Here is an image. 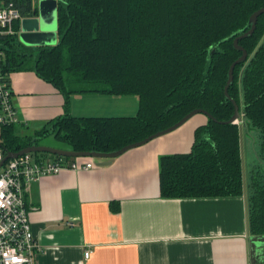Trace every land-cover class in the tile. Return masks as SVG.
<instances>
[{"label":"trees","instance_id":"trees-1","mask_svg":"<svg viewBox=\"0 0 264 264\" xmlns=\"http://www.w3.org/2000/svg\"><path fill=\"white\" fill-rule=\"evenodd\" d=\"M23 17L39 0H8ZM57 36L53 47H25L17 36L5 44L4 71L34 72L65 96L94 93L138 97V111L127 117H72L67 113L35 133L16 125L0 130L5 155L37 144L52 134L69 150L110 152L166 129L194 109L217 121L234 113L225 99L229 66L241 56L232 34L243 32L264 0H56ZM18 28V25L16 26ZM236 34V35H237ZM264 14L254 33L239 40L247 60L233 70L228 95L252 129L258 131L254 163L240 157L239 124L207 119L196 128L187 154L159 157L160 196L167 199H247L248 232L264 237ZM215 51L212 52V49ZM252 135V134H251ZM247 138V137H246ZM243 138V150L246 147ZM37 158L72 161L46 153ZM262 173V174H261ZM119 206L112 207L118 211Z\"/></svg>","mask_w":264,"mask_h":264},{"label":"crops","instance_id":"crops-1","mask_svg":"<svg viewBox=\"0 0 264 264\" xmlns=\"http://www.w3.org/2000/svg\"><path fill=\"white\" fill-rule=\"evenodd\" d=\"M10 82L18 132L32 138L66 113L127 117L138 111L134 95L74 93L66 103L61 91L30 71L11 73ZM206 123L196 114L105 165L86 158L94 162L92 169H66L28 185L25 206L40 246L35 263L264 264L247 237L243 197L160 196L159 157L189 153L196 128ZM116 203L119 209L113 211Z\"/></svg>","mask_w":264,"mask_h":264},{"label":"built area","instance_id":"built-area-1","mask_svg":"<svg viewBox=\"0 0 264 264\" xmlns=\"http://www.w3.org/2000/svg\"><path fill=\"white\" fill-rule=\"evenodd\" d=\"M24 18L11 1L0 0V130L20 124L13 103L10 75L4 71V41L18 38ZM3 157L0 148V162ZM94 166L91 159L73 158L68 162L61 158L39 159L32 153L9 159L0 166V264H36L35 256L40 246L31 232L25 188L43 176L56 175L66 169L89 170ZM89 255L90 250L84 251L85 259Z\"/></svg>","mask_w":264,"mask_h":264},{"label":"water","instance_id":"water-1","mask_svg":"<svg viewBox=\"0 0 264 264\" xmlns=\"http://www.w3.org/2000/svg\"><path fill=\"white\" fill-rule=\"evenodd\" d=\"M57 1L55 0H40L37 8L33 11L32 16L25 17L21 22V32L18 36V41L20 44L24 45L25 47H53L59 43V38L57 36ZM264 14V7L259 8L258 10L254 11L245 26V31L240 33H235L230 35L229 37L225 38L221 42L228 41L229 39L233 38V47L235 50L241 52V56H239L230 66L227 73V81L224 86V95L225 99L232 103L234 107L233 115L226 121H217L212 115L208 112L201 110V109H194L187 113L184 117H182L178 122L173 124L172 126L160 130L140 141L128 144L120 149L110 151V152H99L95 150L90 151H73V150H63V149H56L48 146H41L34 144L35 141L33 140L32 144L24 147L18 152H8L4 155L2 161L0 162V166L9 160L16 158L18 156L24 154H35V153H46L50 155H55L59 157H67V158H91L94 160H104L98 161L96 164L98 166L105 165V160H110L118 157L119 155L123 154L124 152L142 146L149 141L167 134L182 124H184L188 119L196 114H202L207 119H210L214 122H218L220 124H231V123H238L239 124V134H240V157H241V165H242V175L244 181V173H245V163H244V150H243V138L249 137L251 138L250 134V125L246 120L244 114L240 111L239 106L235 102L234 99L230 98L228 95V88L233 82V70L237 64L243 63L247 60V52L243 49L239 44V40L251 36L256 27V22L259 16ZM237 34V35H236ZM54 44V45H53ZM215 51V48L212 49V52ZM243 199L245 201V215H246V223H247V237L250 240L251 244L257 249L255 253L262 255V247H264V237H253L249 235L248 232V219H247V199L245 189L243 191Z\"/></svg>","mask_w":264,"mask_h":264},{"label":"rangeland","instance_id":"rangeland-1","mask_svg":"<svg viewBox=\"0 0 264 264\" xmlns=\"http://www.w3.org/2000/svg\"><path fill=\"white\" fill-rule=\"evenodd\" d=\"M39 2H40V0L36 3V6H38ZM257 133H258V131L252 129V133H251L252 137L251 138L245 137L246 147H244V163H245L246 168H249V166L252 164V162H251V156H253L252 152L255 153L254 149L258 150L257 145H258V140H259L258 138L259 137H258ZM37 143H38V145H41V146H48V147H52V148H56V149L69 150V146L65 142L57 140L52 134H49V135H46V136L40 138L39 140H37ZM252 148H254V149H252ZM44 156L47 158L49 157L47 155H44ZM263 176H264V173H263Z\"/></svg>","mask_w":264,"mask_h":264},{"label":"flooded vegetation","instance_id":"flooded-vegetation-1","mask_svg":"<svg viewBox=\"0 0 264 264\" xmlns=\"http://www.w3.org/2000/svg\"><path fill=\"white\" fill-rule=\"evenodd\" d=\"M264 38V37H263ZM248 57V56H247ZM255 250H257V249H255ZM262 255L261 254H258V258H260V259H264V247H262Z\"/></svg>","mask_w":264,"mask_h":264}]
</instances>
